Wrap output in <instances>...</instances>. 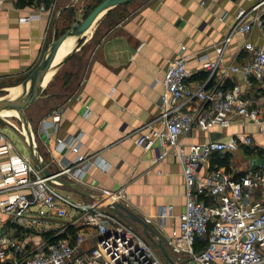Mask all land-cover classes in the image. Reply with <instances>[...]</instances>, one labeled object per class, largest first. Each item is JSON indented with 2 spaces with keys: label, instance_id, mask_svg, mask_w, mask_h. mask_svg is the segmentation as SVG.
I'll return each instance as SVG.
<instances>
[{
  "label": "crops",
  "instance_id": "crops-1",
  "mask_svg": "<svg viewBox=\"0 0 264 264\" xmlns=\"http://www.w3.org/2000/svg\"><path fill=\"white\" fill-rule=\"evenodd\" d=\"M50 1L32 0L31 4L26 1L28 5H23L22 0H2L0 3L1 88L17 87L26 80L54 36L58 38L63 29L75 23L76 15L74 19L71 17L73 20H67V16L73 13V9L76 14L85 0H70L67 5H64L66 0H58L54 12L42 13L40 18L27 23L20 22L21 17L36 14L40 4ZM257 1L141 0L134 6L130 5L133 8L128 6L127 12L118 6L98 21L81 49L55 71L42 96L30 106L28 114L38 155L50 173L59 172L64 162L73 163L78 155L66 152L64 161L56 148L57 140L66 141L81 134L79 154L86 160L74 168L89 164L83 168V181H76L68 175L62 178L91 196L71 189L67 195L76 200L92 201L106 191L123 187L128 197L127 207L144 220L152 219L148 223L152 228L151 238L145 235L137 222L118 215L124 222L133 224L142 237L157 246V250L158 245L166 249V238L178 228L179 215L185 205L183 168L174 156L157 159L156 152L140 148L135 143L136 138L147 130L149 123L158 125L157 119L161 114L159 101L164 92L162 82L169 63L179 57L181 45L186 46V52L191 54L188 68L192 74L188 80L192 84L201 83L208 73L198 70V56L208 55L214 60L216 46L235 24L237 12L250 8ZM225 13L227 15L222 19ZM246 40L264 47L256 31L250 37H234L224 54L225 63L220 67L223 74H229L227 67L230 64L246 61V54L239 52ZM232 83L239 84L249 97H259L258 91L262 90L249 88L240 74L231 76L227 84L230 86ZM258 99L255 103L260 106L264 117V104ZM56 116L59 117L57 121ZM6 121V126L15 129L29 151V154L20 153L4 127H0V131L7 135L11 153L33 161L21 124ZM220 132L219 139L224 141L234 134L243 133L239 127ZM244 134L253 137V147L264 145V139L254 125L247 126ZM210 139L212 136L208 132L194 130L183 137L182 142ZM253 147L241 146L219 154L222 158L229 155L225 166H220L215 160L219 157L214 156L204 163L202 172L220 168L235 175L247 171L253 165L239 159L248 156L258 160L260 153H255ZM262 158L264 162V155ZM167 205L174 206V217L161 225L158 214ZM2 219L5 218L0 217V221ZM90 237L95 240L94 235ZM89 245L91 241L86 243V247Z\"/></svg>",
  "mask_w": 264,
  "mask_h": 264
},
{
  "label": "built area",
  "instance_id": "built-area-1",
  "mask_svg": "<svg viewBox=\"0 0 264 264\" xmlns=\"http://www.w3.org/2000/svg\"><path fill=\"white\" fill-rule=\"evenodd\" d=\"M57 1L40 4L36 14L23 16L20 22L54 12ZM235 19L216 46V58L198 56V70L208 73L201 83L188 80L191 54L181 45L179 57L169 63L162 82L158 125L149 123L135 141L145 151L154 150L159 160L178 158L183 168L185 205L178 228L166 238L171 264H264V162L235 175L220 168L202 172L204 163L216 154L253 147V137L244 134L247 126L254 125L264 139V117L255 103L259 98L264 104V47L246 40L239 48L246 61L230 64L228 75L220 68L234 37H250L256 31L264 43V0L240 9ZM235 74L249 88L263 93L249 97L239 84L229 86ZM232 127L243 133L225 141L182 142L194 130L214 136ZM56 145L64 161L69 151L77 153V158L45 177L29 157L11 153L7 135L0 131V217L5 218L0 221V264H164L135 226L116 213V204L127 207L123 187L92 201L76 200L58 190L53 178L68 175L83 181V168L89 164L74 168L86 160L79 154L81 134L59 139ZM261 150L253 147L255 153ZM173 213V205L162 207L161 225ZM93 235L95 240H91ZM88 241L91 245L86 247Z\"/></svg>",
  "mask_w": 264,
  "mask_h": 264
},
{
  "label": "water",
  "instance_id": "water-1",
  "mask_svg": "<svg viewBox=\"0 0 264 264\" xmlns=\"http://www.w3.org/2000/svg\"><path fill=\"white\" fill-rule=\"evenodd\" d=\"M132 1L134 0H102L85 17L83 15H80L77 11L75 23L58 38L56 37V35L54 36L53 41L50 43L47 50L43 54L39 64L33 69V71L26 78V80H24L19 86L13 87L19 89L18 95H10L8 97L0 98V114L4 111H17L20 115V118L18 119L20 120L22 126L21 131L26 137V141L30 146L33 162L39 169L42 170V173L45 177H50L52 173L48 171L43 159L41 158V156L38 155V148L35 143V136L32 132L31 125L25 113L26 109L42 96L43 91L47 86L44 85L45 77L53 68V63L62 44L68 38H75V47L63 59V61L59 65H57L55 70H57L66 60L71 58L77 51L81 49V47L88 40L87 32L90 29H93L94 26L98 23V21L106 13L120 5H124ZM59 14L60 11L58 12V15ZM220 137L221 134L217 133L216 135L212 136V139H219ZM51 181L63 185L75 192L91 196L84 189L78 187L70 181L65 180L62 177H55ZM115 206V211L117 214L137 222L143 227L145 235L151 238L150 232H152V228L149 226L148 223H146L144 219L137 216L129 208L125 207L121 203L116 204ZM158 247L163 257H165L168 262L173 263L172 258L170 257L165 247L163 245H158Z\"/></svg>",
  "mask_w": 264,
  "mask_h": 264
},
{
  "label": "rangeland",
  "instance_id": "rangeland-1",
  "mask_svg": "<svg viewBox=\"0 0 264 264\" xmlns=\"http://www.w3.org/2000/svg\"><path fill=\"white\" fill-rule=\"evenodd\" d=\"M102 0H85L77 9H78V13L80 14V15H83L84 17L86 16V15H88L89 14V12L98 4V3H100ZM139 1H141V0H134V1H132V2H130V3H127L126 5H124V7L122 6V5H120V8H124V10H125V12H127V7L128 6H130V5H132V6H134V5H136ZM70 2V0H66L65 2H64V5H67L68 3ZM132 6H130L131 8H133ZM73 11V13L71 12V14H69L68 16H67V20L68 19H70L71 17L73 18V16H72V14H74V15H76L75 14V11H74V9L72 10ZM72 18L70 19V20H72ZM62 35V34H61ZM21 84V83H20ZM19 84V85H20ZM19 85H17V86H19ZM8 88H11V87H8V86H3V88H1L0 87V98L1 97H8V96H10L11 95V92L8 90ZM29 109H31V107H28L27 109H26V116H27V118H28V114H29ZM6 120H9V121H11V122H13V123H16V122H18L19 124H21L20 123V120L19 119H17V118H14V117H9V118H7V117H0V127H4V130H5V132L9 135V137L11 138V140L15 143V145H16V148H17V150L20 152V153H22V154H29V151H28V148H27V146H26V144L24 143V141L22 140V138L21 137H19L18 135H17V133H16V131H15V129L12 127V126H6V123H7V121ZM261 148H263L262 147V145L260 146ZM264 151H259V153H260V155H259V157H258V160H255V159H252V157H248V156H246V157H243L242 159H239V161L240 162H242L243 161V159L244 160H246V162L247 163H251L252 165H253V167L256 165V164H259V163H261L262 161H263V155H264V153H263ZM250 154H251V151L249 152ZM261 157V158H260ZM255 160V161H254ZM55 169V168H54ZM57 188H58V190L60 191V192H62V193H64V194H69L68 192H70L71 190L69 189V188H67V187H65V186H57ZM145 240H146V238L145 237H143ZM147 242H148V240H146ZM149 243V242H148ZM150 244V243H149ZM150 246L155 250V251H157V253L159 254V255H161L162 256V254L157 250V246L156 245H154V244H150ZM166 250L168 251V253L170 254V255H172V253H171V251H170V249H168L167 247H166ZM173 256V255H172ZM162 261H163V263L164 264H171L170 262H168L166 259H165V257H162Z\"/></svg>",
  "mask_w": 264,
  "mask_h": 264
},
{
  "label": "bare ground",
  "instance_id": "bare-ground-1",
  "mask_svg": "<svg viewBox=\"0 0 264 264\" xmlns=\"http://www.w3.org/2000/svg\"><path fill=\"white\" fill-rule=\"evenodd\" d=\"M93 29H90L87 32V35H90ZM75 47V38H68L60 47L56 59L53 63V68L51 69V71H49V73L47 74V76L45 77L44 80V85H47L52 76L55 73V68L57 67V65H59L63 59L70 53V51ZM9 91L11 92V96H17L19 93V89L17 88H10ZM0 117H14V118H20V115L18 114L17 111H4L0 114Z\"/></svg>",
  "mask_w": 264,
  "mask_h": 264
},
{
  "label": "trees",
  "instance_id": "trees-1",
  "mask_svg": "<svg viewBox=\"0 0 264 264\" xmlns=\"http://www.w3.org/2000/svg\"><path fill=\"white\" fill-rule=\"evenodd\" d=\"M26 1H29L30 4H31V2H32V0H22V4H23V5H28ZM70 14H71V13H70ZM72 16L74 17V14H72ZM73 19H74V18H73ZM73 19H72V20H73ZM69 26H70V25H69ZM69 26H67L65 29H63V30L61 31V34H63V33L69 28ZM214 156H218V157H219V158L216 157L215 160H218L220 166H225V165H227V163H228V159H229V155H226L225 158H224V157H223V158L220 157L219 154H216V155H214ZM214 156H213V157H214ZM213 161H214V160H213ZM63 237H65V235H63Z\"/></svg>",
  "mask_w": 264,
  "mask_h": 264
}]
</instances>
